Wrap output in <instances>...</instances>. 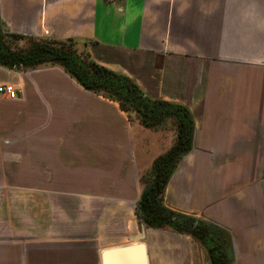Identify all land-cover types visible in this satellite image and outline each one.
I'll list each match as a JSON object with an SVG mask.
<instances>
[{"label":"crops","instance_id":"crops-1","mask_svg":"<svg viewBox=\"0 0 264 264\" xmlns=\"http://www.w3.org/2000/svg\"><path fill=\"white\" fill-rule=\"evenodd\" d=\"M0 18L186 108L192 147L163 205L224 231L230 264H264V0H0ZM4 85L16 98L0 96V264H101L140 234V177L174 141L159 152L138 125L135 142L116 102L57 65L0 66ZM144 244L149 264H209L170 228L144 226Z\"/></svg>","mask_w":264,"mask_h":264},{"label":"trees","instance_id":"trees-1","mask_svg":"<svg viewBox=\"0 0 264 264\" xmlns=\"http://www.w3.org/2000/svg\"><path fill=\"white\" fill-rule=\"evenodd\" d=\"M17 42L22 47L13 48ZM73 41H53L9 34L0 18V66L35 69L57 65L84 90L116 102L128 116L133 112L144 129L154 130L166 121L175 129L173 146L157 157L144 177L136 216L146 228L166 229L192 235L205 248L209 264H230L227 234L208 223L174 213L163 205L167 183L179 161L192 147L194 125L189 111L180 105L150 99L129 78L95 64L85 52H77ZM196 225V226H195ZM193 231V233H192Z\"/></svg>","mask_w":264,"mask_h":264},{"label":"water","instance_id":"water-1","mask_svg":"<svg viewBox=\"0 0 264 264\" xmlns=\"http://www.w3.org/2000/svg\"><path fill=\"white\" fill-rule=\"evenodd\" d=\"M19 68L17 66V69ZM141 226L140 234L131 238V243L103 250L101 264H149L144 244V224L142 222Z\"/></svg>","mask_w":264,"mask_h":264},{"label":"rangeland","instance_id":"rangeland-1","mask_svg":"<svg viewBox=\"0 0 264 264\" xmlns=\"http://www.w3.org/2000/svg\"><path fill=\"white\" fill-rule=\"evenodd\" d=\"M23 42H17L16 44L13 45V48H18V47H22L23 46ZM74 49H76L77 52L81 53L82 51H80V49L78 48V46L75 44L74 45ZM129 118H130V122L132 123V125L134 126V140L135 142L138 143V136L137 133H138V125H140L136 115L133 113V112H129ZM142 127V126H141ZM143 128V127H142ZM151 131H154L152 132L153 134H151V137H154V138H158L160 139V141L163 139V144H162V148L159 149V152H161L163 149L167 148L170 144H172L175 138V129H174V126H173V123L172 121H166L163 125L159 126L158 128L154 129V130H151ZM161 145V144H160ZM138 150L140 148V153L142 154V151H141V146L140 144H138ZM139 154V152H138ZM151 169V166L148 170H145L144 172H142V175L141 177L147 175V173L149 172V170ZM141 185V188H143V184H140ZM61 214H64V213H61ZM64 220V219H63ZM62 220V225H64L65 221ZM85 222L84 219H80V225L82 222ZM89 221V220H88ZM139 218L136 216V219H134V222L136 223V226L134 227L133 231L134 233H139L140 232V227H139ZM87 222V221H86ZM58 224V223H57ZM61 225V226H62ZM127 242L126 244H129L131 243L130 241H125Z\"/></svg>","mask_w":264,"mask_h":264},{"label":"built area","instance_id":"built-area-1","mask_svg":"<svg viewBox=\"0 0 264 264\" xmlns=\"http://www.w3.org/2000/svg\"><path fill=\"white\" fill-rule=\"evenodd\" d=\"M0 96L14 99L16 98V91L12 85H4L0 87Z\"/></svg>","mask_w":264,"mask_h":264}]
</instances>
